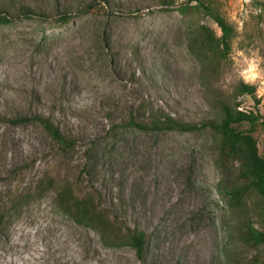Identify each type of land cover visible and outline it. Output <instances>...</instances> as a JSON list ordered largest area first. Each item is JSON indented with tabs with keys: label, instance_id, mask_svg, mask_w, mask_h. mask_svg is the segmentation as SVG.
<instances>
[{
	"label": "rangeland",
	"instance_id": "1",
	"mask_svg": "<svg viewBox=\"0 0 264 264\" xmlns=\"http://www.w3.org/2000/svg\"><path fill=\"white\" fill-rule=\"evenodd\" d=\"M210 3L234 33L225 54L202 62L193 32L221 30L198 0H0L11 17L0 23V207L30 198L0 228V264L264 262V244L238 237L245 220L262 226L264 196L228 204L240 164L219 156L205 124L221 99L264 115V0ZM241 81L253 95L236 92ZM17 114L50 118L74 144L61 150L38 121L6 119ZM132 117L195 128L140 129ZM48 177L143 230L144 257L65 214Z\"/></svg>",
	"mask_w": 264,
	"mask_h": 264
},
{
	"label": "trees",
	"instance_id": "2",
	"mask_svg": "<svg viewBox=\"0 0 264 264\" xmlns=\"http://www.w3.org/2000/svg\"><path fill=\"white\" fill-rule=\"evenodd\" d=\"M198 6L202 8L206 15L214 19L219 26L221 33L215 35L212 28L205 24L200 25V29L195 30L190 38L189 45L192 46L194 54L202 62L208 58L210 53L225 54L229 49L230 40L234 33L233 25L222 15L211 3L198 0ZM26 14L31 9L21 6ZM184 9V8H183ZM186 10V8H185ZM63 20L66 19L62 16ZM11 17L0 10V23L10 21ZM211 56L210 60H213ZM254 84L239 82L236 86L237 93L254 94ZM2 116H0V119ZM14 124L26 123L34 120L38 121L51 138L56 142L57 147L66 150L74 144V139L66 137L60 128L48 117L34 114H17L6 117ZM129 123L140 128H178L188 130L195 128V124L177 121L171 117L153 122H144L130 118ZM216 136L219 156H232L239 161L238 179L242 184L235 183L230 191L228 204L231 207L239 204L243 194L248 190H254L256 194L264 196V115L258 110H246L238 107V104H230L221 99L218 104V116L205 122ZM262 134V147L259 148L258 139L255 132ZM46 188L54 189L55 202L57 206L76 223L95 230L103 243L117 244L125 242L132 246L138 258L142 259L146 252L147 238L141 229L132 228L123 220L114 216L105 206L101 198H96L92 194L78 195L68 180L59 181L52 177L46 179ZM45 188V187H44ZM30 198H14L8 205L2 204L0 207V228L2 224L11 216V212H16L19 207L27 203ZM261 227L255 226L249 220H245L239 228V240L254 246L264 244V206L260 212ZM228 258V251L225 250ZM252 264H264L258 255L252 258ZM229 264V263H228Z\"/></svg>",
	"mask_w": 264,
	"mask_h": 264
}]
</instances>
